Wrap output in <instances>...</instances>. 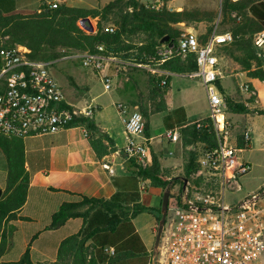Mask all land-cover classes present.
Listing matches in <instances>:
<instances>
[{
  "label": "crops",
  "instance_id": "1",
  "mask_svg": "<svg viewBox=\"0 0 264 264\" xmlns=\"http://www.w3.org/2000/svg\"><path fill=\"white\" fill-rule=\"evenodd\" d=\"M110 1L112 0H0V11L5 14L35 12L40 11L43 4L50 5L53 2L71 7L94 8ZM183 2L184 0H172L170 2L171 9L183 10L185 7ZM202 10H206V8L203 7ZM238 13L241 15V19L237 20L242 21L244 15ZM251 17L252 15H250ZM88 18L92 25L91 31H93L96 28L95 18ZM200 22H203L204 26L207 25L205 20ZM185 24L184 21L176 23L179 26H186L188 30L197 28L194 25L187 26ZM262 30L264 28L255 31L252 35L253 49L258 60H252L250 67L245 66L246 64L237 57L238 52L235 55L227 52L226 47L229 43H224L216 48L221 70L217 86L224 98L226 116L232 123V142L238 146H244L243 132L247 128L250 129L251 141L242 150V156L251 163L248 152L252 149L255 141L258 144L264 143V113H261L264 111V77L261 78L251 73L258 68L264 73V46H258L254 42L256 33ZM129 66L132 65L122 67L111 62L103 70H95L99 79L105 74H110L113 78L116 90L111 91L106 99L103 97L104 91L100 92L95 89L96 82L92 83L87 78L88 70L69 65L71 73L66 81L67 88L63 89L66 101L78 108L89 104L95 105L92 117L104 132L100 141L98 139V148L101 151L108 150L103 153L101 159L84 128L80 125H70L55 133L29 134L24 137L0 134V188L2 189L0 200L7 198L10 194L12 188H7L10 174L15 175L18 166L27 177L26 195L23 203L17 205L10 202L3 208L5 211L0 215V264H57L64 254L62 249L64 240L79 232L84 225V220L81 217H72L60 226L50 227L53 213L63 202L78 201L82 196L108 198L117 190L112 181L113 174L104 166V163L113 168L114 175H123L128 172L127 154L124 149L126 136L115 102L121 100L132 107L140 106V101L133 99L134 91L138 88L131 79L132 73H127ZM160 67L169 70L171 74L168 75L171 77L168 81L169 89L165 95L166 111L152 112L148 119V134L143 130V134L149 141L150 161L148 165L152 163L153 159H156L160 173L165 177H182L187 170L189 152L192 150L193 144H187L184 140L183 125L175 124L172 127H167L164 115L167 111L183 107L185 120L190 123L207 116L209 105L207 101L204 114H196V109L193 107L190 109L185 102L172 104L171 100L175 94L172 90V76H184V73L164 68L162 65ZM140 68L156 74L146 67ZM141 79L143 83L146 82L145 87L148 90V81L145 80V77ZM197 81L205 88L200 79L197 78ZM245 84H248L255 93L246 90ZM226 97L232 100L233 105L227 102ZM235 103L243 104L247 110L235 109ZM175 127H178L180 131L179 140L167 139L163 135L165 130ZM214 140L216 142V138ZM200 145L198 143L196 147ZM17 159L20 161L19 165ZM185 179L182 184L175 182L171 193L179 186L182 189ZM263 183L264 178L259 185L246 191L237 199L257 190ZM149 186L153 192L151 194L153 203L144 202L146 198L144 193H148ZM163 191L162 186L153 184L147 178L146 190L140 191V202L147 206L159 207ZM137 217L140 219L138 223L135 221ZM131 221L135 231L139 233L142 243L150 250L147 232L154 230L155 215L144 211L132 217ZM88 242H91V239ZM27 251L28 257L24 259Z\"/></svg>",
  "mask_w": 264,
  "mask_h": 264
},
{
  "label": "built area",
  "instance_id": "2",
  "mask_svg": "<svg viewBox=\"0 0 264 264\" xmlns=\"http://www.w3.org/2000/svg\"><path fill=\"white\" fill-rule=\"evenodd\" d=\"M172 0L142 1L146 7L162 10L171 8ZM141 2V1H140ZM222 0H219L221 6ZM57 6V2L50 4ZM231 15L241 19L233 11ZM80 25L91 31L83 20ZM114 31L115 26L107 28ZM234 39L231 31L220 32L217 24L206 40L200 41L193 30L181 32L176 41L163 42L145 62L122 59L114 54L97 51L70 52L50 60H37L30 56L31 49L18 44L0 49V134L24 137L29 134L55 133L70 126L78 115L92 117L95 105L78 108L67 103L64 91L50 67L57 58L80 57L82 65L101 71L111 62L119 66L146 67L152 72L171 74L160 66L173 57L195 55L197 69L184 76L199 78L205 87L208 115L192 121L198 127H212L216 142L202 149L198 167L191 173L176 199L170 200L167 221L162 236L161 264H264V183L255 191L234 200L226 194L241 189L240 178L252 169V163L242 156V150L251 141L249 128L243 132L245 145L232 142V123L226 116L224 98L217 86L219 68L217 46ZM254 42L264 46V30L256 33ZM105 89L113 84L110 74L102 76ZM166 83V79H162ZM246 90L253 89L248 84ZM126 136L125 152L142 167L150 161L148 138L143 134L144 117L139 109L124 101H116ZM209 119V121H206ZM167 139L180 138L178 127L168 128ZM104 166L114 174L113 168ZM147 178H140L139 191H145ZM113 252V247H107Z\"/></svg>",
  "mask_w": 264,
  "mask_h": 264
},
{
  "label": "trees",
  "instance_id": "3",
  "mask_svg": "<svg viewBox=\"0 0 264 264\" xmlns=\"http://www.w3.org/2000/svg\"><path fill=\"white\" fill-rule=\"evenodd\" d=\"M233 10L242 13L244 19L238 21L234 18L231 15ZM220 12L221 17L214 23L217 15L213 11L200 8L192 10L184 8L180 11H168L166 8L155 10L146 7L139 0H112L94 8L71 7L63 3H57L55 7L43 4L40 11L30 14H16V12L5 14L0 11V49L21 43L31 49L32 58L50 60L63 54L57 51L58 45L67 47L68 50L90 52L97 51V46L103 45V53L114 54L122 59L145 62L147 56L153 54L156 47L163 43L161 38L164 35H169L170 40H177L181 31L176 23L184 21L188 25L196 26V22L205 20L209 26L204 39L200 41L206 40L216 24L220 32L230 29L234 39L228 42L227 52L232 55L238 52L237 57L246 64L245 66L250 67L252 60H258L253 49L252 35L255 31L264 28V0L241 2L222 0ZM249 14L252 15L251 18ZM85 17H97L95 30L87 31L80 25V21ZM108 20L116 25L114 31L106 29L104 22ZM220 22L223 26L224 22L225 24L231 22V28H220ZM6 35L10 38L2 40ZM162 66L182 73L197 69L194 54H190L185 59L173 57ZM128 72L132 73L131 79L137 88L142 81L140 76H144L149 83L148 100L146 98V101L140 102L141 112L145 117L144 132L148 134L149 115L154 111L167 109L165 95L169 89L168 81L171 76L153 74L137 66H129ZM251 73L264 77V73L259 68ZM164 78L165 84L162 83ZM226 99L232 104L231 99L228 97ZM234 107L240 111L247 110L243 104L239 103H235ZM164 122L167 127L175 124L183 125L184 140L187 144H193L184 176L165 177L160 173L156 159H153L150 165L142 167L135 159L127 158L128 172L123 175H112V181L117 190L110 197L82 196L78 201L63 202L53 213L50 227L60 226L72 217L83 218L82 229L68 236L62 244L63 250L69 246L70 251H75V256L81 259V264H153L152 248L148 250L142 243L131 219L141 212L148 211L155 215L158 224L161 217V203L155 208L140 202V178H149L153 184L172 191L175 182L182 184L183 179L188 178L197 169L202 149L215 144L212 127H198L196 123H187L183 107L167 111ZM70 125H80L84 128L100 159L103 153L108 152L107 149L101 151L98 148L104 132L97 125L94 117L78 115ZM198 143L201 145L197 148ZM17 163L20 164L19 159ZM26 186V174L18 166L16 174H10L7 187L12 188L10 194L7 198L0 200V215L5 211L3 208L10 202L17 205L23 203ZM90 239L92 252L87 258L86 242ZM107 247H113V252H109ZM27 257L28 251L24 259Z\"/></svg>",
  "mask_w": 264,
  "mask_h": 264
},
{
  "label": "rangeland",
  "instance_id": "4",
  "mask_svg": "<svg viewBox=\"0 0 264 264\" xmlns=\"http://www.w3.org/2000/svg\"><path fill=\"white\" fill-rule=\"evenodd\" d=\"M183 6H185L184 8L187 10L188 9L192 10L195 8L202 9L204 7L208 11H213L217 15L214 23L219 19V17H221L220 4H219L218 0H184ZM167 10L168 11H175V10H172L171 8H167ZM30 13H32V12H16V14H30ZM92 18H95V22L97 24V17H92ZM196 23H197V25H196L197 28H195V29L193 28V31H195L197 33L200 40H203L204 36L207 33V27L209 26V23L206 22L207 23L206 26H204V24H202L203 22H196ZM104 25L107 29L108 26L114 25V23H112L111 21L108 20V21L104 22ZM114 26L116 27V25H114ZM187 26H189V25L187 24ZM219 27L229 29V28H231V22L226 23V24L224 22V26H223V23L221 24V22H220ZM178 28L180 29L181 32L188 30V29H186V26H184V25H180ZM9 38H10L9 35H6L2 38V40H7ZM19 44H21V43H19ZM16 45H18V44H16ZM22 45H25V44H22ZM25 46H27V45H25ZM57 51H59L61 53L85 52V51H79V50H68L67 47H63L61 45L57 46ZM69 65H73L74 67H78V68H85L86 70H88L87 78L92 83L96 82V87H95L96 90H99L100 92L104 91V93H103L104 98L107 99L110 92L116 90V86H114L113 84L109 90H106L103 79L102 78L99 79V77L97 76V74L93 68L84 67L82 65V60L80 57L57 58L51 64L50 69H51L53 75L56 77L57 81L60 83L62 89L67 88L66 81L68 80V77H69L68 75L71 73L70 69H69ZM140 77L144 78V76H140ZM172 78H173V80H172L173 89L172 90L175 92V94L173 96V99L171 100V103L176 105V104L185 102V103H187L188 107H190V109H191V107L196 109V111H195L196 114H204L206 112V104L208 101L207 100V93H206L205 88H203V86L200 85V83L197 81V78H191V77L181 76V75H175V76H172ZM145 84H146V82L143 83L142 81H140L139 88L136 91H134L133 99L140 101V102H143L144 100L146 101V98L149 95V93H148L147 88L145 87ZM137 109H139L141 111L140 106H138ZM191 113H193L192 110H191ZM142 115H143V113H142ZM143 117H144V115H143ZM144 122H145V117H144ZM261 144H258V142L255 141L252 149L248 152L249 159L253 163L252 169L248 174H246L240 178V180H239L241 183V189L240 190L238 189L234 192H229L226 194L227 200H231V199L236 200L239 196L244 194L246 191L251 190L252 188L259 185L261 183V181L263 180V178H264V143H261ZM181 190L182 189L180 188V186L177 187V189H174V191L172 192V196L170 198H172V200L176 199V197L181 192ZM151 194H153V192L149 186L148 187V193L147 192L144 193V195L146 196V198L144 200L145 203H153L152 202L153 197L151 196ZM168 215L170 216L171 212ZM135 221H136V223H138L140 221L139 217H137V219ZM157 225L158 224H157V220H156L153 232L152 231L147 232L148 243L150 244V246L152 248L153 264H161V262L163 263V261L165 259L163 253L161 252V245L163 244L162 239L160 242L159 251H158L157 255L155 257H153V243H154L155 233L157 230ZM163 236H164V233H163ZM67 248H64V254L61 257L60 262H58L57 264H74L75 261H76L75 264H81L80 263L81 259L80 260L77 259V257L75 256L76 253H74L75 251H73V250L70 251L69 246H67ZM85 251L87 253V258H89L91 255V252H92V245L90 242H86Z\"/></svg>",
  "mask_w": 264,
  "mask_h": 264
},
{
  "label": "water",
  "instance_id": "5",
  "mask_svg": "<svg viewBox=\"0 0 264 264\" xmlns=\"http://www.w3.org/2000/svg\"><path fill=\"white\" fill-rule=\"evenodd\" d=\"M63 1V0H60ZM85 24L88 26L90 30H92V25L89 21L88 17H85L82 19ZM161 42H169V44H172V40L169 39V35H164L161 38ZM2 192V189L0 188V194ZM171 190L169 188L165 189L162 193V199H161V217L158 220L157 230L155 233L154 243H153V257H155L159 251L160 242L164 233L166 221H167V215H168V209H169V200H170Z\"/></svg>",
  "mask_w": 264,
  "mask_h": 264
}]
</instances>
